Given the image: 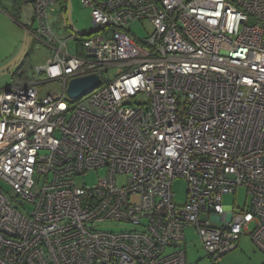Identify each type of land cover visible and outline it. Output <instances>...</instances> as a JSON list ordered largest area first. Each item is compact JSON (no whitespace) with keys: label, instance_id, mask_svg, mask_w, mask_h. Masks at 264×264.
<instances>
[{"label":"built area","instance_id":"obj_1","mask_svg":"<svg viewBox=\"0 0 264 264\" xmlns=\"http://www.w3.org/2000/svg\"><path fill=\"white\" fill-rule=\"evenodd\" d=\"M81 1L92 28L64 37L33 0L45 79L0 89V264H187V227L214 263L245 233L264 252V0Z\"/></svg>","mask_w":264,"mask_h":264},{"label":"rangeland","instance_id":"obj_2","mask_svg":"<svg viewBox=\"0 0 264 264\" xmlns=\"http://www.w3.org/2000/svg\"><path fill=\"white\" fill-rule=\"evenodd\" d=\"M67 12L64 13L60 6L51 18L53 29L61 36H68L72 33H81L92 28L91 9L86 7L81 0H68ZM11 9V8H10ZM31 6H23L21 17L16 21L10 15L0 14V89L12 83V74L18 68L19 62L27 58L30 68L28 73L31 79L41 81L45 76L41 74L37 67L45 64L54 52L43 44H38L29 31V21L32 15ZM12 10V9H11ZM33 27H36L35 24ZM138 36L144 38L153 29L152 24L147 20L143 22H134L127 26ZM32 28V26H31ZM33 34V33H32ZM75 41H70V47L75 45ZM69 47V49H71ZM114 73L115 71H111ZM42 93L61 90L57 82H48L44 87H40ZM106 175V169L101 168L98 171H90L78 179V183L93 185L100 177ZM187 181L182 178H176L173 181L172 190L177 203H184L187 194ZM8 189V187H5ZM250 197L244 187H239L236 193H230L224 196V203L235 205L236 208L248 206ZM251 224V228H253ZM101 227L118 230L124 225L114 222H107ZM186 249L188 264H212V260L207 256L205 249L200 241L199 235L194 227H187ZM220 264H264V253L252 240L250 234H243L238 247L226 253L221 258Z\"/></svg>","mask_w":264,"mask_h":264},{"label":"crops","instance_id":"obj_3","mask_svg":"<svg viewBox=\"0 0 264 264\" xmlns=\"http://www.w3.org/2000/svg\"><path fill=\"white\" fill-rule=\"evenodd\" d=\"M25 5L32 7V9H31L32 15H31V18L29 21L30 25H25V26H29L31 28L32 23L34 21L33 0H0V14H3V15L8 14V15H10V17H12L13 19H15L17 21L18 18L21 17V12H22L23 6H25ZM30 28H29V31H30ZM31 35L34 37V41L36 40L38 42V44H40V42L35 38V36L32 33H31ZM19 65H20V62L18 64V67H19ZM16 71H17V69H16ZM12 77H13V74H12ZM19 82H21L20 78H19V76H16V78L12 81V83L6 85L5 87L12 85V84H15V83H19ZM226 205L231 206L230 204H226Z\"/></svg>","mask_w":264,"mask_h":264},{"label":"water","instance_id":"obj_4","mask_svg":"<svg viewBox=\"0 0 264 264\" xmlns=\"http://www.w3.org/2000/svg\"><path fill=\"white\" fill-rule=\"evenodd\" d=\"M101 82L97 74L88 75L71 80L68 87V94L71 97H79L95 89Z\"/></svg>","mask_w":264,"mask_h":264},{"label":"trees","instance_id":"obj_5","mask_svg":"<svg viewBox=\"0 0 264 264\" xmlns=\"http://www.w3.org/2000/svg\"><path fill=\"white\" fill-rule=\"evenodd\" d=\"M58 1H59V6H60L61 10L63 11V13H64L63 15L65 17L66 16V12H67V5H68L67 1L68 0H58ZM34 24H35V18H34V21L32 23V28H33ZM28 68H30V65L28 63L27 58L22 59V61L20 62L19 67L17 68V71L13 74V80L16 78V76H19L21 82L30 81L31 78H30L29 73H28ZM185 242H186V236H185ZM185 245H186V243H185ZM237 246H238V244H237ZM207 256L210 258V256L208 254H207ZM186 257H187V249H186ZM220 262H221V260L219 262H217V263H214L213 260H212V264H220ZM187 264H188V262H187Z\"/></svg>","mask_w":264,"mask_h":264}]
</instances>
